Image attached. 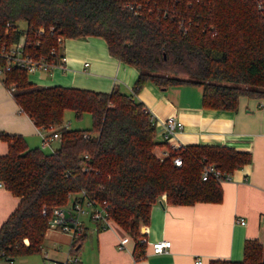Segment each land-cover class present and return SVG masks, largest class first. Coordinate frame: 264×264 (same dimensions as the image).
<instances>
[{
    "label": "trees",
    "instance_id": "trees-1",
    "mask_svg": "<svg viewBox=\"0 0 264 264\" xmlns=\"http://www.w3.org/2000/svg\"><path fill=\"white\" fill-rule=\"evenodd\" d=\"M39 27L45 29L41 37L35 35ZM23 32L35 57L47 56L58 35L102 38L111 57L138 71L133 94L147 82L161 90L198 86L202 107L225 111H235L241 97L264 98V14L255 0H0V43L12 44ZM2 83L14 85V101L37 128L61 134L51 153L28 148L20 135H1L7 152L0 156V182L19 198L0 227V258L6 261L39 253L51 209L81 190L108 206L109 219L132 238L139 258L145 251L139 227L163 195L169 205L220 203V182L201 180L203 164L231 173L250 162L249 153L204 145L157 157L153 149L163 143L154 120L116 88L38 87L17 68L5 72ZM67 110L76 119L89 113L91 129L62 125ZM84 239L85 233L72 249ZM209 264H264V244L246 240L241 261Z\"/></svg>",
    "mask_w": 264,
    "mask_h": 264
},
{
    "label": "crops",
    "instance_id": "crops-1",
    "mask_svg": "<svg viewBox=\"0 0 264 264\" xmlns=\"http://www.w3.org/2000/svg\"><path fill=\"white\" fill-rule=\"evenodd\" d=\"M63 53L64 70L30 73L28 81L38 87L61 86L99 93H109L116 88L142 103L152 115L158 141V133L162 131L160 122L174 117L182 128L175 131L173 140L182 146H222L250 154L249 163L233 170L229 180L220 182V203L169 205L161 197L153 204L146 225L147 245L139 258L134 257L132 239L126 251L117 249L119 240L129 235L116 224L111 222L110 228L101 230L89 221L93 229L89 230L86 224L85 238L88 231L94 232L97 264H195L196 259H200L201 264H209L211 260L239 262L243 259L246 240L264 244V98L241 97L235 111H225L202 107V90L198 86L161 90L147 82L133 94L138 71L111 57L102 38L66 39ZM2 78L0 74V156L7 152V144L1 139L3 134L20 135L28 148L51 153L59 142L53 141L52 149L41 147V134L49 131L37 128L20 111ZM166 150L167 146L162 144L154 148L153 153L160 157ZM18 203V197L0 186V227ZM240 219L243 225L237 222ZM54 230L49 237L47 231L45 233L44 240L52 243L44 250V255L60 264L71 258L81 264L80 258L73 255L77 250L72 249L70 235ZM162 240L169 241L170 248L167 252L153 254L150 244ZM61 244L69 249L59 262L51 254L59 250Z\"/></svg>",
    "mask_w": 264,
    "mask_h": 264
},
{
    "label": "built area",
    "instance_id": "built-area-1",
    "mask_svg": "<svg viewBox=\"0 0 264 264\" xmlns=\"http://www.w3.org/2000/svg\"><path fill=\"white\" fill-rule=\"evenodd\" d=\"M255 6L258 12L264 14V0H255ZM7 29L5 34L8 32L9 24L6 25ZM50 31H52L50 29ZM45 29L39 27L35 35L38 37L43 36ZM66 39L58 35L56 37V45L49 49L47 56H32L27 52V33L23 32L18 40L12 44L7 45L5 42L0 43V74L11 71L12 69L24 70L27 74L35 72L51 73L56 69L64 70L65 68V55L63 53V45ZM39 42L36 41V45ZM10 94L14 92V85L7 87ZM145 112H148L144 108ZM150 114V113H149ZM151 119L154 120L150 114ZM162 125V131L158 133V139L161 143L167 146V150L162 153L161 158H166L169 156L170 151H179L182 149L181 144L173 140V136L176 130L182 128L181 123L177 121L174 117H168L165 121L160 122ZM68 125H65L67 127ZM48 134H41V147L52 149L51 143L53 141H60L61 134L57 132V128L49 127ZM86 157V156H85ZM173 163L175 166L181 165V158L175 156L173 158ZM209 178H214L218 182L226 181L230 179V173H222L213 164L205 163L202 167L201 180L206 181ZM0 186L3 184L0 182ZM165 198V196H162ZM68 203L64 206H56L51 209V219L49 220V229H56L61 232L70 235L72 241H75L81 235L85 233L86 223L85 218L98 226L101 230H106L110 228L111 220L108 217L107 209L108 206L104 203H98L94 199L86 196V193L81 190L79 193L68 194ZM42 214H46V210H42ZM239 224L243 225V220L237 221ZM264 225V223H263ZM140 241L147 245V240L145 234L147 231L146 225H141ZM132 238L130 236L122 237L117 243V249L120 251L127 250V244ZM26 242V241H25ZM151 246V252L153 254H160L167 252L170 248L169 241H156ZM46 259L45 264H57L47 258V254L44 255ZM1 259V258H0ZM12 263L11 261H7ZM71 262H76L75 258L66 260L61 264H70ZM195 264H201L200 259L195 260Z\"/></svg>",
    "mask_w": 264,
    "mask_h": 264
},
{
    "label": "rangeland",
    "instance_id": "rangeland-1",
    "mask_svg": "<svg viewBox=\"0 0 264 264\" xmlns=\"http://www.w3.org/2000/svg\"><path fill=\"white\" fill-rule=\"evenodd\" d=\"M20 28L24 29L25 28V23L21 22L20 23ZM70 122V125L68 127L70 129H84V130H89L92 127V121H91V116L89 113H84L80 118L76 119L75 115L72 111L67 110L63 113L62 117V125H66L67 122ZM52 146L54 147L55 144L53 143ZM85 223H88V228L89 230L93 229V226L89 223V220L85 218ZM56 231V230H54ZM53 232V229H49L47 231V237ZM57 232V231H56ZM57 233H60L58 231ZM64 233V232H62ZM88 235L84 239L82 246L80 249H78L73 255L75 257L80 258L81 264H97L96 261V242H95V237H94V232H89L87 233ZM52 242L49 240H44L41 251L36 254L28 255V256H21L17 257L12 261V263L7 262L4 259H0V264H45L46 259L44 258V250L47 248H50V244ZM68 246L65 244H61L59 250H53L52 251V256H55L59 262L60 260H63L67 254L68 251ZM60 264V263H57Z\"/></svg>",
    "mask_w": 264,
    "mask_h": 264
}]
</instances>
